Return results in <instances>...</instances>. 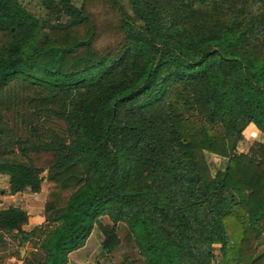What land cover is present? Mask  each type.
I'll use <instances>...</instances> for the list:
<instances>
[{"label": "trees", "instance_id": "obj_1", "mask_svg": "<svg viewBox=\"0 0 264 264\" xmlns=\"http://www.w3.org/2000/svg\"><path fill=\"white\" fill-rule=\"evenodd\" d=\"M41 3L0 0V172L39 192L46 170L54 223L35 264H67L95 222L111 251L119 221L147 264H213L215 244L221 264H264V141L237 150L264 133V0ZM11 100L41 125H10ZM28 217L0 207V234L27 238Z\"/></svg>", "mask_w": 264, "mask_h": 264}, {"label": "rangeland", "instance_id": "obj_2", "mask_svg": "<svg viewBox=\"0 0 264 264\" xmlns=\"http://www.w3.org/2000/svg\"><path fill=\"white\" fill-rule=\"evenodd\" d=\"M31 11L43 16L46 14V9L43 7L41 0H21ZM78 5L81 4V0H74ZM64 18V17H63ZM3 41V36L0 33V44ZM32 94H26L24 99H28ZM25 103L9 101L6 102L3 108V114L5 120L10 124H19L22 120V116L25 115V122H32L33 124L39 126L38 122H34L31 109L27 107ZM249 126L244 131V136L239 143L240 149L246 150L247 147L254 140H264V135L257 132L255 129L251 132ZM19 131H21L22 126L18 125ZM207 162L211 169V172L219 167L218 162L216 163V155L210 152H205ZM43 182L39 193H20L18 197H10L1 195L0 191V203L3 205L7 203H16L19 206L25 208L30 216L28 223L25 225L26 228L33 229L35 226H39L37 229L33 230L32 233L25 239L20 237L19 233L16 232H6L0 234V264H35V258L39 254L38 244L44 235V231L49 227L53 226L54 223L48 224L43 223L44 221V210L47 193L46 192V170L42 172ZM8 184V176L0 172V190H3ZM101 224H112L108 216L103 215L99 217ZM41 225V226H40ZM115 232L119 237L118 244L108 251L107 248H102V242L105 238L103 228L95 222L93 229L89 237L87 238L84 246L79 249L72 251L69 254V260L67 264H147L143 256L139 253L138 248L135 244V240L129 230L126 223L119 221L115 225ZM258 247L264 250V231L261 238L258 240ZM215 257L213 264H221L222 259L219 251V244H215Z\"/></svg>", "mask_w": 264, "mask_h": 264}, {"label": "crops", "instance_id": "obj_3", "mask_svg": "<svg viewBox=\"0 0 264 264\" xmlns=\"http://www.w3.org/2000/svg\"><path fill=\"white\" fill-rule=\"evenodd\" d=\"M253 126L250 130H251V132L252 131H254V129L257 131V132H260V133H262L263 135H264V133L263 132H261L256 126H255V124H253V123H250L247 127H249V126ZM246 127V128H247ZM245 128V129H246ZM245 131V130H244ZM240 141L241 140H239V142H238V144H237V150L238 151H243V152H246L247 150H248V148H249V146L247 147V149L246 150H243V149H240V148H238L239 146V143H240ZM260 141H264V140H260ZM213 154H215V153H213ZM216 155V158H217V160H216V163L218 162V165H220L219 167H217V169L218 168H221V169H223L225 166H226V163H227V158L226 157H224V156H221V155H218V154H215ZM0 191H2L1 192V195H3V196H10V197H18L19 196V194L20 193H26V192H31V193H39V192H33V191H31L29 188H27V189H25V190H23V191H18V192H15V193H9L8 192V184L6 185V187L3 189V190H0ZM45 193H47V191L45 192ZM8 204H13V205H18V204H16V203H12V202H10V203H7V204H5V205H8ZM2 206H4L3 205V203H0V207H2ZM19 206V205H18ZM21 207V206H20ZM23 208V207H22ZM23 209H25V208H23ZM26 210V209H25ZM27 211V210H26ZM28 219L30 220V216L28 217ZM42 221H44V218H43V220ZM28 223V222H27ZM26 223V224H27ZM26 224H24L23 225V228L25 229V230H28L27 228H26ZM35 227V226H34ZM33 227V228H34ZM29 230H31V229H29Z\"/></svg>", "mask_w": 264, "mask_h": 264}]
</instances>
